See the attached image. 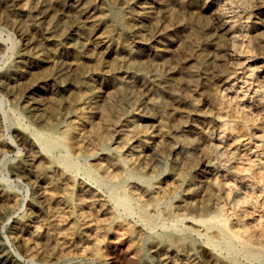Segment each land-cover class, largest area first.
<instances>
[{
	"label": "bare ground",
	"instance_id": "6f19581e",
	"mask_svg": "<svg viewBox=\"0 0 264 264\" xmlns=\"http://www.w3.org/2000/svg\"><path fill=\"white\" fill-rule=\"evenodd\" d=\"M0 101L23 259L264 264V0H0Z\"/></svg>",
	"mask_w": 264,
	"mask_h": 264
},
{
	"label": "rangeland",
	"instance_id": "374dc122",
	"mask_svg": "<svg viewBox=\"0 0 264 264\" xmlns=\"http://www.w3.org/2000/svg\"><path fill=\"white\" fill-rule=\"evenodd\" d=\"M3 27L5 28V31H3V33L1 34L2 35V37L3 38H5V39H8L10 36V32H12V33H14L15 34V39H16V42L17 43H19V40H20V37H19V35L12 29V28H10V27H8V26H5V25H3ZM10 29V30H9ZM242 38V37H241ZM243 39L245 40V38H242V39H240L239 40V43H240V46L238 45V48H237V50L238 51H235V53H234V56L235 57H240L241 56V58L244 60L245 59V56H246V53H247V48H245L246 47V45L244 44L243 45ZM12 42V41H11ZM11 42L9 41L8 43H9V46L11 45ZM18 47L20 46V43L17 45ZM243 46V47H242ZM241 48V49H240ZM243 49V50H242ZM246 49V50H245ZM243 51L245 52V53H243ZM240 52V53H239ZM239 54H240V56H239ZM243 56V57H242ZM247 56H248V54H247ZM246 56V57H247ZM246 62H248V61H246ZM241 72V71H240ZM240 81V80H239ZM239 83H241V82H239ZM230 93V92H229ZM229 96L231 97V95L229 94ZM229 97V98H230ZM234 104H237V105H235L236 107L238 106V105H241V103H236V102H234ZM4 108H5V106L3 105V103L0 101V111H2L1 113H2V117H3V119H4V117H6V115L3 113V111H4ZM217 117V116H216ZM218 118V117H217ZM219 132H220V130L218 129V131H216L215 130V133H214V136H212L213 137V139H212V144H214V145H212L213 146V151H214V154H215V156H217L216 154H221V152H223V150H225V146L227 145V144H224V143H222L221 145H220V142L218 143V138H219ZM216 134L218 135V136H216ZM215 138V139H214ZM215 140V142H213ZM230 141V140H229ZM217 144V145H216ZM220 145V146H219ZM223 148H222V147ZM217 148V149H216ZM218 155V156H219ZM4 172H5V169H3V167H0V177L1 178H4ZM1 178H0V182H2L3 184H6V185H10L14 190H17L19 193H20V195L21 196H24L25 198H27L26 199V202H25V204L27 203V201L29 200V195H28V193L24 190V188H23V184L22 183H19L20 181H18V180H16V179H14V178H12V181H7V180H1ZM14 180H16V181H14ZM14 186V187H13ZM24 194V195H23ZM23 209L24 208H21L17 213H15V214H12V215H10V217H11V220L9 221V225L13 222V219L15 220L17 217H19L21 214H22V212H23ZM17 216V217H16ZM0 250H7V251H10V252H12L16 257H17V259L18 260H21L24 264H32V263H30L28 260H25V259H23L19 254H18V250H17V248H16V246L13 244V243H11L10 241H9V239H8V237L6 236V234H5V231L4 230H0ZM4 236V237H3Z\"/></svg>",
	"mask_w": 264,
	"mask_h": 264
}]
</instances>
